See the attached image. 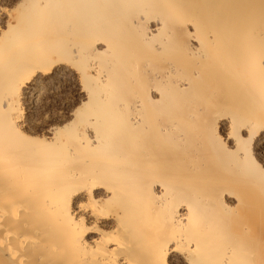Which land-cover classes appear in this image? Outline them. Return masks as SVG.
<instances>
[{
  "label": "bare ground",
  "instance_id": "6f19581e",
  "mask_svg": "<svg viewBox=\"0 0 264 264\" xmlns=\"http://www.w3.org/2000/svg\"><path fill=\"white\" fill-rule=\"evenodd\" d=\"M194 1L182 34L178 0H0V264H257L264 0ZM162 30L195 65L142 54ZM62 82L84 109L28 117Z\"/></svg>",
  "mask_w": 264,
  "mask_h": 264
},
{
  "label": "rangeland",
  "instance_id": "374dc122",
  "mask_svg": "<svg viewBox=\"0 0 264 264\" xmlns=\"http://www.w3.org/2000/svg\"><path fill=\"white\" fill-rule=\"evenodd\" d=\"M178 1H180L179 4H181L182 2L187 3L186 9L182 10V14H179L177 17H176V15L175 16L172 15V17H171V13L168 12L170 9L168 11L163 12V13H161V11H159V10H156V11L151 12L150 14L146 15L147 18H148V23L145 25L146 27H144V28L148 29V27L151 26L154 21H156L157 19L163 17V15L165 13L164 16L166 17V19L168 21H171V19L174 18V17L177 18V22L178 23L176 24V26L173 25V24H170V25H173L172 27L175 26L176 29L174 27V30H177V31H179V32H181L183 34L184 33L183 30H187L188 26L186 27V24L189 23L188 20L191 19L193 21V19H196L199 16L195 15L196 14L195 13L196 10H195V8L193 7V4H192V3L195 2L194 0H193V2H192V0H178ZM148 31H150V30L148 29ZM168 33L169 32L168 31L165 32V30H162L161 34H159V35L157 33L158 36H157V38L155 39L154 42H151L150 44H147L146 46L145 45L143 46V49H142L143 53L142 54L145 55V57L146 56H148V57L150 56V58H148V59H150L151 62L154 65H158V66H161V67H165L169 63H176V64H179L180 66L184 65L185 67H188V66L191 67V66L195 65L196 63L192 59H190V57L183 59L182 54H180L179 52H173V51L169 52L170 51L169 50L167 53H164V52H157L156 53V50H155L156 46L160 45L161 43H163L167 39ZM148 45H150V46H148ZM127 54L128 53L126 52V56H128ZM131 56H133V54L130 55V53H129V57H131ZM123 59H126L124 57V55L118 56L116 58V60L111 61L109 63V65H112V64H114V62H118L119 60H123ZM100 62H101V60H100ZM121 73L124 74V71L121 72ZM212 88H213V86H212ZM50 91H51V88L47 89V91H45L44 94L41 96V98L39 100V103H38V105H39V110L38 111L35 112L33 110V111H28L27 112L28 117H30L32 120L37 121V122L48 121L51 124H53V123H56V124L57 123H62L63 122L62 115L64 113H66V111L69 108H71V106L73 108L75 105H77V106H75L73 108V109H76V110L77 109H82V108L84 109V106H82V104H78L77 102L74 101L73 95H72V91L67 87V85L64 82H62V83H60L58 85L57 90H56L55 93L50 94ZM209 108L208 109L210 111L208 109H206L205 111L200 113L198 118L195 120L196 121L195 125L198 126V127L201 126L200 128L202 130L203 129H208V128L209 129H214V128L216 129L217 128V130L214 131V133L215 134H219V129H218L219 123L224 118H226V116H227V109L226 108L227 107L224 106L223 99L221 100L219 98V101L216 104H212L211 107L209 106ZM177 112L176 111H172V110L168 111L167 114L165 115L166 119L174 118L175 116L179 117V115L181 113H183L184 111H180L178 113ZM204 112H205V114H204ZM208 112H209V114H208ZM54 113H55V116L53 115ZM121 113H122L121 114V119L122 120L127 121L130 118L129 117L130 116V111L128 109L122 110ZM170 113H172V114H170ZM203 115H205V117L207 119L204 118ZM259 115H260V113L256 112V111L252 115V118H253L252 121H254V122L256 121L255 122L256 124L253 125V126H256L257 123L259 122V119H260ZM85 116L87 118L89 115H85ZM200 117H201V119H199ZM209 117H210V119L211 118L212 119L210 120ZM207 120L210 121V122H208ZM253 227H254V230H253L254 232L253 233H251V232L248 233V235L245 237V240L247 238H249V237H250L249 240H251V241H249L248 239L246 240L247 241V248H249V250L248 249H246V250L250 253L256 247L259 248L260 257L257 259L256 263L257 264H264L263 263L264 262V217L262 219H260V221L256 222L255 226H253ZM252 244H253V246H251ZM248 256H250V255H248Z\"/></svg>",
  "mask_w": 264,
  "mask_h": 264
}]
</instances>
